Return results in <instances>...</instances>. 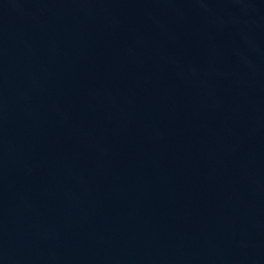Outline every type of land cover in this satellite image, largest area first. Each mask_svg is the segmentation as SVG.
Instances as JSON below:
<instances>
[{"label": "water", "instance_id": "obj_1", "mask_svg": "<svg viewBox=\"0 0 264 264\" xmlns=\"http://www.w3.org/2000/svg\"><path fill=\"white\" fill-rule=\"evenodd\" d=\"M0 264H264V0H0Z\"/></svg>", "mask_w": 264, "mask_h": 264}]
</instances>
